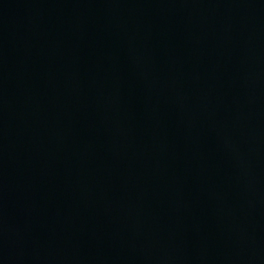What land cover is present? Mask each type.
Here are the masks:
<instances>
[{"label": "water", "instance_id": "95a60500", "mask_svg": "<svg viewBox=\"0 0 264 264\" xmlns=\"http://www.w3.org/2000/svg\"><path fill=\"white\" fill-rule=\"evenodd\" d=\"M0 264H264V0H0Z\"/></svg>", "mask_w": 264, "mask_h": 264}]
</instances>
